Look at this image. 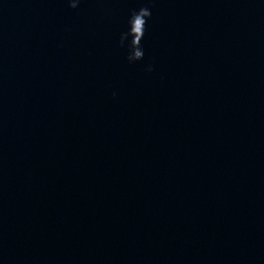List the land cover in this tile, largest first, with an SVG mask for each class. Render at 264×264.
I'll return each mask as SVG.
<instances>
[{"label": "water", "instance_id": "water-1", "mask_svg": "<svg viewBox=\"0 0 264 264\" xmlns=\"http://www.w3.org/2000/svg\"><path fill=\"white\" fill-rule=\"evenodd\" d=\"M144 3L0 0V264H264V0Z\"/></svg>", "mask_w": 264, "mask_h": 264}, {"label": "clouds", "instance_id": "clouds-1", "mask_svg": "<svg viewBox=\"0 0 264 264\" xmlns=\"http://www.w3.org/2000/svg\"><path fill=\"white\" fill-rule=\"evenodd\" d=\"M81 4V0H68V8L71 11H76ZM154 7L153 0H146V3L142 4L139 8L133 9L129 15L128 23L136 22L137 30H142L143 35L141 37V44L136 47L126 42V33L121 34L120 45L126 47V60L129 64H135L145 59L146 50L143 47V41L148 29V22L152 19V8ZM154 70L152 64L146 66V71L152 72ZM116 93L113 92V96Z\"/></svg>", "mask_w": 264, "mask_h": 264}]
</instances>
